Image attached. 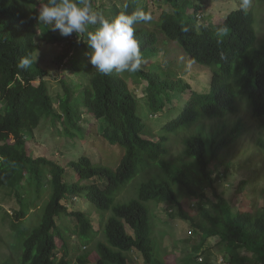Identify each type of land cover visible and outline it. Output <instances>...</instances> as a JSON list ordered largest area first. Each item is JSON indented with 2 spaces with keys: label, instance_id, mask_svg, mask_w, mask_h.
<instances>
[{
  "label": "trees",
  "instance_id": "16d2710c",
  "mask_svg": "<svg viewBox=\"0 0 264 264\" xmlns=\"http://www.w3.org/2000/svg\"><path fill=\"white\" fill-rule=\"evenodd\" d=\"M89 1L97 3L100 0H85ZM207 1L165 0L169 9H163L160 14L164 35L212 73L209 90L206 93L192 91L183 113L158 137L147 131L139 115L137 97L120 73L115 71L108 75L96 72L88 84L79 85L78 93L75 92L76 84L65 85L62 81L65 91L60 96V111L56 109L46 82L51 74L35 66L33 59L38 48L37 29L42 25L37 19L38 12L48 0L42 3L37 0H0V103L3 106V114L0 115V190L11 189L21 206L20 210L13 209V213L7 212L15 229L24 226V220L33 209V204L16 187L22 186L27 177L33 186L37 185L33 189L39 197L46 189V180L52 187V196L41 224L24 240L23 264H132L125 253L134 250L141 254L145 264H168L155 253L150 210L145 206L147 202L177 207L180 215L190 219L196 233L201 236L200 246L217 239L226 256L237 252L239 261H229V264H264V211L258 218L250 212L234 211L231 203L219 194L211 169L214 159L236 140L238 129L229 137L214 135L209 141L202 135L188 137L184 156L191 162L182 166V158L180 163L166 161L170 135L189 128L201 117L222 119L237 114L243 99L239 97L250 101L255 119H264V44L260 48L255 47L258 36L253 10L240 7L232 11L222 24L208 26L200 24L207 10ZM109 11L112 14L111 18H106L109 20L121 12L150 13L148 6L139 4V0H128L122 6L114 3ZM147 22L134 25L143 60L158 57L161 53L157 34ZM45 35L52 41L58 40L50 29ZM85 35L82 34V38ZM70 45L72 47V42ZM82 46L88 48L86 42ZM26 57L31 59V66L19 68L21 59ZM64 58L59 57V67ZM159 70L160 67L156 66V73L141 69L136 72L147 82L149 105L157 111L162 110L165 102L171 101L174 95H182L190 89L183 78L176 81L160 79ZM36 81L39 85L34 84ZM82 108L103 122L101 135L108 143L126 150L115 171L95 164L87 156L65 167L48 158H35L30 154L29 138H34L43 117L54 116L64 124L65 133L73 137L76 131L82 130ZM218 134L222 133L219 131ZM144 158L162 169L163 175L143 183L138 200L115 206L116 194L136 176ZM68 171L75 175V182L65 181ZM204 184L212 190V199L206 196ZM79 196H84L97 210L101 223L105 224L106 242L97 244L95 255L88 252L73 263L69 258L73 235L64 236L58 220L77 219L79 239L84 244H89L97 233L92 214L69 211L62 204ZM182 197L195 201L197 215L186 214L184 208L188 206ZM128 227L133 235L129 234ZM56 235L62 237L63 248L66 249L61 259L58 257Z\"/></svg>",
  "mask_w": 264,
  "mask_h": 264
},
{
  "label": "rangeland",
  "instance_id": "374dc122",
  "mask_svg": "<svg viewBox=\"0 0 264 264\" xmlns=\"http://www.w3.org/2000/svg\"><path fill=\"white\" fill-rule=\"evenodd\" d=\"M128 0H100L91 4L92 11L101 19L112 16L109 8L116 3L122 6ZM260 0H208L207 10L203 14L201 23L206 25H220L232 12L240 7L252 9L255 16V27L257 40L255 47L260 48L264 44V1ZM259 3V4H258ZM139 4L148 6L151 19L147 25L151 27L159 37V48L163 53L157 59L142 63V70L156 73V66L160 65L159 73L163 77H170L172 73L176 81L184 79V83L189 85L191 91L206 93L211 82V70L194 62L182 49L171 43L160 25V14L163 9H169L165 0H139ZM42 6V5H41ZM48 27V28H47ZM99 27L88 25V31H95ZM55 32L57 41H52L45 35L46 32ZM39 34L36 38L37 50L33 55L34 65L48 71L51 78L47 79V85L53 94V102L58 109L60 96L65 91V85H75V92H79V85L88 84L90 78L97 72L90 64L86 55L90 50L84 46L76 44L75 52L70 46V37L74 40H81V36L73 33L68 37H62L58 31H53L48 25H40ZM53 35V34H52ZM55 36V35H54ZM47 38V39H45ZM87 42V35L85 38ZM60 40V41H59ZM72 40V41H74ZM84 43V42H83ZM70 50V51H69ZM65 57L62 66H58L59 57ZM170 64V65H168ZM121 77L130 85L131 90L138 98L139 115L147 126L148 132H153L158 137L165 133V127L176 120L184 111L186 102L191 98L190 92L182 95H174L171 101L165 102L162 110H156L149 105L148 84L135 73H120ZM79 83V84H77ZM39 85V82H35ZM164 97V96H163ZM162 97V98H163ZM240 102L239 112L228 115L222 119H208L201 117L200 120L185 129L182 128L170 135L169 155L166 161L180 163L181 165L190 163L191 160L184 156L185 140L188 137L202 135L205 139L211 140L214 135L220 138L229 137L236 131V140L227 148H224L220 156L214 159L211 169L214 171L216 188L234 208V211L250 212L254 218H258L264 211V119L257 120L253 117L252 106L247 98ZM59 110V109H58ZM83 121L82 130L76 131L73 137L65 133L64 124L55 120L54 116L43 117L40 126L35 130L34 138H29V152L35 158L45 157L57 162L62 166L77 161L83 156L91 157L92 161L100 166H104L115 171L121 164L126 150L119 145H111L103 136V122L97 121L87 114L82 108ZM60 111V110H59ZM58 111V112H59ZM3 114V106L0 103V115ZM222 134H218V132ZM227 162L232 164L227 166ZM149 160H144L139 165L136 176L126 183L115 196V206L138 200L139 190L143 183L163 175V170L151 164ZM150 166V167H149ZM149 167V168H148ZM67 183L76 181L75 175L69 172L64 177ZM46 180V189L42 190L40 197L33 186L32 180L27 177L22 186L16 187L33 204V209L24 220V226L14 228V222L7 212L13 213V209L20 210L21 206L14 192L9 188L0 190V264H23V253L25 250L24 240L43 219L45 208L52 196L51 184ZM35 184V183H34ZM204 191L207 197L213 198L212 190L204 184ZM243 188V191H241ZM181 197V193H178ZM184 198L186 214H198L195 201ZM62 204L68 207L69 211L84 212L92 214V223L97 232L90 243H83L79 239V222L75 218L59 219L58 224L62 228L64 236L73 235L69 247V258L73 263H77L78 257L95 255L97 244L106 242L104 227L93 204L86 200L84 196L77 199L69 198ZM145 206L150 210L151 218V239L155 246L156 255L168 264H229L239 261V254L235 252L230 256L225 255L223 247H219L217 239H211L200 246L201 236H199L192 226L190 219H184L177 207L168 204H158L147 202ZM112 214V212H111ZM11 215V214H10ZM109 213L106 214V219ZM129 234L133 235L132 229L127 228ZM190 231L193 233L190 234ZM77 236H75V235ZM24 235V236H22ZM58 246V257L61 259L66 252L63 248V239L56 235ZM133 264H145L141 254L134 250L125 253ZM225 261V262H224Z\"/></svg>",
  "mask_w": 264,
  "mask_h": 264
},
{
  "label": "clouds",
  "instance_id": "9594fccd",
  "mask_svg": "<svg viewBox=\"0 0 264 264\" xmlns=\"http://www.w3.org/2000/svg\"><path fill=\"white\" fill-rule=\"evenodd\" d=\"M37 1L42 3L44 0ZM244 4H247V0H244ZM37 19L42 24L50 26L53 31H58L62 37H68L73 33L78 36L80 35V41L74 40L73 38L75 37H70L67 41L69 44L72 42V50L74 52V45H80V43L83 42L85 43L87 35L86 43L90 51L86 55L88 56L89 62L94 67L95 71L104 75L111 74L113 71L116 73H135L139 69L142 70L141 65L143 61L148 62L152 59H157L160 54L164 52L163 49H161V53L158 57L143 60L139 43L134 35V25L140 22H147L151 19V17L142 11H136L132 14L121 12L109 20L99 18L92 11L91 4L85 2V0H48V3L40 6ZM97 23H99V27H95L97 28L95 31H88V25H96ZM200 24L202 23L200 22ZM53 33L55 34V32ZM82 34H86L84 38H82ZM157 38L159 41L158 36ZM174 44L176 43L174 42ZM176 46L178 47L177 44ZM31 63L32 61L30 58H22L18 67L21 69H27L31 66ZM153 66L155 67L158 65L154 63L152 64V67ZM170 74L172 76L163 77L159 73V78H166L169 81L175 80L174 75L172 73ZM187 92H190L192 95L191 88L183 94H186Z\"/></svg>",
  "mask_w": 264,
  "mask_h": 264
},
{
  "label": "built area",
  "instance_id": "2783aa9c",
  "mask_svg": "<svg viewBox=\"0 0 264 264\" xmlns=\"http://www.w3.org/2000/svg\"><path fill=\"white\" fill-rule=\"evenodd\" d=\"M190 234H192V232L190 231Z\"/></svg>",
  "mask_w": 264,
  "mask_h": 264
},
{
  "label": "crops",
  "instance_id": "0c3cea01",
  "mask_svg": "<svg viewBox=\"0 0 264 264\" xmlns=\"http://www.w3.org/2000/svg\"><path fill=\"white\" fill-rule=\"evenodd\" d=\"M133 264V263H132Z\"/></svg>",
  "mask_w": 264,
  "mask_h": 264
}]
</instances>
